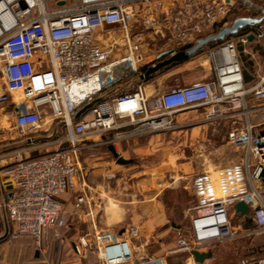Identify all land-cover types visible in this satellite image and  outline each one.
<instances>
[{
    "label": "built area",
    "instance_id": "1",
    "mask_svg": "<svg viewBox=\"0 0 264 264\" xmlns=\"http://www.w3.org/2000/svg\"><path fill=\"white\" fill-rule=\"evenodd\" d=\"M241 10L264 13L253 0H0V72L6 91L15 95V125L41 130L47 116L51 120L41 131L53 133L59 124L53 138L41 140L40 146L52 145L51 150L33 156L0 151V218L10 226V236L29 237L42 249L44 233L54 229L59 236L67 217L59 198L79 185L75 142L113 131L115 139L142 135L168 127L159 116L200 107L208 122L236 124L226 137L244 151L249 189L198 205L168 254L187 251L193 257V250L230 236V209L241 213L234 208L239 200L249 207L242 223L251 218L264 230V129L257 130L262 124L250 120L262 109L254 112L247 101L250 95L264 106V72L247 86L238 50L239 45L245 51L246 44L264 40V27L201 47L208 65L201 80L152 94L147 92L152 74L145 75L161 50L172 56L187 54ZM118 30L123 34L115 38ZM152 48L154 58L147 60ZM81 186L75 200L91 209L93 197ZM138 239L134 224L120 233L95 231L98 264H168L164 255L137 254ZM88 245L80 237L75 250ZM239 264H264V258H241Z\"/></svg>",
    "mask_w": 264,
    "mask_h": 264
},
{
    "label": "rangeland",
    "instance_id": "2",
    "mask_svg": "<svg viewBox=\"0 0 264 264\" xmlns=\"http://www.w3.org/2000/svg\"><path fill=\"white\" fill-rule=\"evenodd\" d=\"M253 2L264 8V0ZM241 16L264 17V13L259 10L231 13L226 23L214 31L231 25L235 18ZM122 34L118 30L114 36L116 38ZM152 49L153 51H147L150 53L147 60L154 58L152 54L155 49ZM242 49L243 46L239 45V57L244 71L255 80L258 74L264 72V40L246 44L245 51H241ZM205 60L202 50H198V53L175 66L152 74L149 79L152 84L147 92L157 94L175 83L186 84L202 78L208 66ZM13 96L15 95L6 91L0 72L1 153L13 155L21 152L23 156H33L51 150L52 145L40 146L41 140H35L32 144L28 139L51 134L52 129L42 132L40 129L29 131L16 127L11 113ZM247 101L254 112L262 109L259 113H252L250 120L254 124H262L257 130L264 129V106L260 108L261 102L253 100L250 95L247 96ZM43 117L42 128H45L51 117ZM162 117L168 122L167 128L119 139L114 138L116 131L99 136L92 134L75 142L80 166L93 188L94 204L92 202L91 209L86 208L84 212L78 210L79 213L76 209L66 207L71 215L61 228L69 241L65 247L70 248L78 235H86L91 246L86 247L84 259L72 253L65 254L68 264H80V259L81 264H96L95 231L113 229L120 233L129 224L139 225L138 221H143L140 215L147 210V206H151L153 211L158 210V206L168 218L167 225L170 226L172 221L175 223V226L170 227L171 231L180 226L182 229L177 234H182L188 229L190 217L196 212V207L205 200L232 194L236 196L248 191L242 165L244 151L236 149L226 137L227 130L236 124H232L231 120L208 122L204 119V108L201 107L158 118ZM109 145H113L118 157L127 160V163H118L108 149ZM216 175L222 180L223 194L214 192L209 183L211 177ZM232 222L234 225L239 223L236 217ZM213 253L217 261H210L209 264H239L241 258H264V230H259L252 224L248 230H241L234 237L216 243ZM164 256L168 264H185L188 258V263L192 264L194 259L187 251Z\"/></svg>",
    "mask_w": 264,
    "mask_h": 264
},
{
    "label": "crops",
    "instance_id": "3",
    "mask_svg": "<svg viewBox=\"0 0 264 264\" xmlns=\"http://www.w3.org/2000/svg\"><path fill=\"white\" fill-rule=\"evenodd\" d=\"M253 42L255 41H252L251 43ZM204 77L205 75L202 78H199L198 80H201ZM193 81L196 80H192L190 82ZM46 127L42 128L41 130H45ZM78 173L79 174L77 176L78 177L77 182L79 185L76 186L75 190L69 189L67 192L62 194L59 199L64 203L65 208L68 207V208H72L73 210L76 209L77 212L78 210H82V212H84L86 210V206L78 204L76 202L75 200V196L77 194L76 192L79 190V188L82 187L81 185H83L85 192L88 195L94 197L92 194L93 188L87 182L85 171L82 168ZM209 183L211 185V181H209ZM231 196H233V194L226 197H231ZM206 201L208 200H205L204 202ZM155 206L156 205H154V207ZM150 207L151 206L149 207L147 206L146 208L147 210L145 212L143 211V215H140L141 219L143 217V221L142 222L138 221L139 225L137 226L139 229V239L134 241V243L137 245L138 248L137 254H147V255H155V256L166 255L176 246L177 232L182 228L180 229V226H178L175 228V231H171L170 227L173 225L172 224L170 226L167 225L168 218L165 212L163 210H160L158 206H156L158 209L156 211H153V209L151 210ZM230 210H231V222H230L229 232L231 234L230 236H226L224 239L234 237L239 231L241 230L245 231L250 228V226L245 227L247 223H242V220L246 217V215L242 213H235L232 208ZM68 211L69 212H67V217L71 215L70 210ZM83 216L85 217V215ZM78 217H81V215L78 214ZM234 217H236L239 221L237 225H234L232 222V219ZM9 228L10 226H8L7 223L0 218V264H68L67 259L65 258V254L67 253H72L74 256H77L78 258H83V259L85 258L86 255L85 251L87 250L86 247H83L81 251L78 253L75 250V246L79 244L80 237H84V239H88L86 235H78L77 237H75L72 241V245L69 248V246L65 247V245L69 244V241L65 236L66 232L65 231L63 232L62 229H59L57 231L59 233V236H56L55 230L51 229L48 232L44 233L42 237V242L43 244H45V248L42 249L37 247L34 241L29 237L21 236L18 238H12L8 233ZM222 240L215 241L209 245L201 247L199 249L200 252H207L208 250H211L212 254L210 257L204 259L203 262L199 263L194 260L195 264H209L210 261L211 263H215L217 261V258L213 256L214 255L213 248L214 246H216V243ZM89 246L90 245H88V247ZM94 253L96 255V251H94ZM188 259L185 260L186 261L185 264H190L188 263ZM79 263L81 264V259L79 260ZM96 264H98L97 256H96Z\"/></svg>",
    "mask_w": 264,
    "mask_h": 264
},
{
    "label": "water",
    "instance_id": "4",
    "mask_svg": "<svg viewBox=\"0 0 264 264\" xmlns=\"http://www.w3.org/2000/svg\"><path fill=\"white\" fill-rule=\"evenodd\" d=\"M260 19H254L251 17H237L233 20V22L231 23V25L229 26H225L222 29L218 30L217 32H214L204 38H201L192 48L187 50V54H184L182 52L178 53L177 55L173 56L170 60H176V61H183L185 59H187L190 56H193L194 54L197 53V51L203 47L204 45H206L207 43L219 40V39H223L225 36L229 35V34H234L238 31V29L244 25H247L249 23H253V22H258ZM253 34H250L248 36L249 40L253 39ZM170 60H166L163 62H160L158 65L154 66V67H150L147 72H146V76H149L153 73H155L157 71V69L162 65V64H166L168 63ZM89 106V105H88ZM86 106V107H88ZM85 107V108H86ZM83 111V110H82ZM79 114V113H78ZM77 114V116H78ZM59 124H57L54 128L53 133L48 134V135H43L40 136L38 138H33V141L35 140H46V139H50L53 138L56 135V131L58 129ZM108 149L111 151V153L113 154V156L116 158L118 163L124 164L127 163V160L118 157V153L116 152L115 148L112 145L108 146ZM234 208L235 210H237L238 212H241L242 214H246L249 212V207L248 205L242 201L239 200L238 202H236L234 204ZM252 225V220L251 218L247 219V224L245 227L251 226ZM212 254L211 250H208L207 252H200L198 250H193L192 251V255L193 258L196 262H203L204 259L210 257Z\"/></svg>",
    "mask_w": 264,
    "mask_h": 264
},
{
    "label": "trees",
    "instance_id": "5",
    "mask_svg": "<svg viewBox=\"0 0 264 264\" xmlns=\"http://www.w3.org/2000/svg\"><path fill=\"white\" fill-rule=\"evenodd\" d=\"M250 13V12H249ZM251 18H254V19H260L258 22H253V23H249V24H247V25H244V26H242V27H240L239 29H238V31L236 32V33H234V34H229V35H227V36H225L223 39H219V40H216V41H213V42H211L210 43V45H215V44H217V43H220V42H223V41H225V40H229V39H236V38H238V36L239 35H241L244 31H246V30H250V29H254V28H256V27H264V17H251ZM216 28H218V27H216ZM218 29H216V31H217ZM241 61V60H240ZM241 64H242V67H243V63L241 62ZM243 73H244V77H245V81H246V84H247V86H250V85H252L255 81H256V79L255 80H252L251 79V77H249L246 73H245V71H244V67H243ZM151 77V76H150ZM150 77H149V79H150ZM171 219H173L172 217H170ZM171 224L173 225V226H175V223L172 221L171 222ZM178 227V226H177Z\"/></svg>",
    "mask_w": 264,
    "mask_h": 264
},
{
    "label": "flooded vegetation",
    "instance_id": "6",
    "mask_svg": "<svg viewBox=\"0 0 264 264\" xmlns=\"http://www.w3.org/2000/svg\"><path fill=\"white\" fill-rule=\"evenodd\" d=\"M172 57H173V56L170 55L167 51H163V50H161V52L158 53V54L156 55L155 66L158 65L160 62H163V61H166V60H170ZM178 62H180V61L170 60L168 63H166V64H162V65L157 69L156 72H158V71H161V72H162V71L165 70V69H168V68H170V67L175 66ZM156 72H155V73H156Z\"/></svg>",
    "mask_w": 264,
    "mask_h": 264
},
{
    "label": "bare ground",
    "instance_id": "7",
    "mask_svg": "<svg viewBox=\"0 0 264 264\" xmlns=\"http://www.w3.org/2000/svg\"><path fill=\"white\" fill-rule=\"evenodd\" d=\"M210 181H211V186H212L213 191L218 194H223V191H221L223 183L220 177L216 175L214 177H211Z\"/></svg>",
    "mask_w": 264,
    "mask_h": 264
}]
</instances>
